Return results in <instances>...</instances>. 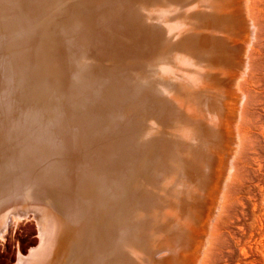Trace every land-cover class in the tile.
<instances>
[{"label":"bare ground","instance_id":"obj_1","mask_svg":"<svg viewBox=\"0 0 264 264\" xmlns=\"http://www.w3.org/2000/svg\"><path fill=\"white\" fill-rule=\"evenodd\" d=\"M157 1L162 6L159 13H162L164 21L168 23L167 26L159 27L157 18L148 24H145L144 20L141 22V10L150 9L148 3L150 0H144L143 3L141 0H0V37L5 35L6 38L0 41V254L6 253L8 257H12L14 259L12 264H171L173 262L171 258H167L166 262L154 258L155 254H160L156 252L159 250L161 252L163 247L169 249V246L176 250L178 246L183 247L186 242L194 241L191 239L193 231L191 235L189 227L195 224L196 219L191 212L209 203L204 201V191L216 163L212 157L215 156L213 150H216V147L213 149V145L216 144L217 126L220 124V117L224 116L223 110L230 108L228 106L224 108L225 104L229 105L227 104L229 101L227 103L222 101L226 97L223 93L226 81L224 83L221 81L224 75L227 76L224 70H227L229 58L223 65V57L216 56L218 53L216 47L222 38L225 40L221 46L228 51L243 46V40L225 35L234 28L222 33V30H226L223 26L229 24L231 18L241 17V14L237 17L238 13L227 10L229 7L232 9L237 0L199 2L195 0L198 4L194 7L189 2L184 4L176 0ZM243 1L245 5L243 3L242 6L245 9L247 2ZM237 2L242 3L239 0ZM85 7L88 8L86 15L80 12V9ZM47 10L51 11V14H48ZM191 10L199 12L200 20H209V17H212L213 22L214 19L220 20L219 25L210 26L211 38L203 41L198 34L191 46L183 42L184 48L188 49L179 46L177 42L170 48L173 39L161 45L164 40L160 42L159 37L168 38L179 31L180 21L174 16L178 15V12ZM167 16L172 19L167 21ZM173 19L175 23H171ZM235 19L234 23L238 22L239 19ZM244 19L247 20L245 17ZM187 25L189 26L188 21L182 25V29ZM205 25L206 23L202 28H205ZM241 30L239 29L240 33ZM191 31L198 33L197 29ZM175 40L181 45L180 39ZM215 41L218 42L216 46ZM205 42L209 49L207 45L206 48L202 45ZM46 43L51 46L53 52L47 51ZM142 43L145 49L141 48ZM196 45L197 53L193 56L196 62L193 69L201 71L192 75L185 73L181 82H175L173 90L167 85L161 90L162 100L171 95V100L178 104L179 114L174 121L175 124L177 121L180 123L176 126L177 130L173 131L176 140L173 144L175 150L166 151L169 157H171L169 151L173 152L175 166L168 165L162 155L158 159L163 164L157 162L158 168L151 166L150 169L147 168L142 154H132L134 150L145 146L148 140L152 144L158 143L163 148L164 143L170 141L167 133L159 134L155 142L149 138L143 140L139 138L131 142L133 138H125L124 123L117 115H110L106 108L99 114L86 111L79 101L73 99L64 80L71 74L70 67L76 69L74 73L78 72V65L86 58L120 59V65L118 64L117 70L113 72L106 71L107 65L97 67V79L101 81L104 96L109 99L106 90L116 86L117 71L123 75L128 73L134 78L140 74H154L161 59L172 56L174 51L178 60H181L184 53L191 52V48ZM213 47L216 49L214 54L210 51ZM244 48L243 50H246ZM233 66L229 65L231 68ZM232 73L231 70L230 75ZM234 79L231 80L236 85L237 80L235 77ZM188 82L199 106L195 104L193 107V103L181 105L179 102L176 92L186 87ZM142 86L150 89L149 85ZM144 88L141 89L146 96ZM237 91L238 89L235 92ZM231 96L233 99L235 94ZM143 98L146 100V97ZM175 103H171L158 117L171 119L173 109L176 108ZM237 108L239 110L241 106L232 110L235 111ZM179 111L185 112V115L193 120L188 117L186 118L188 121L183 122ZM233 116L239 117L237 113ZM225 118L220 121L221 125ZM234 118L230 119L229 115L228 120L233 123ZM87 121L92 122L90 124ZM78 123L83 125L80 129ZM186 124H190L193 130H189ZM224 127L221 126L219 129ZM126 129L131 130L129 132L132 134H137L135 131H140L141 128L130 126ZM196 129H201L202 135L197 134ZM220 130L222 132V129ZM225 135L227 137V132ZM180 136H185L186 139L179 140ZM221 136L223 139V135ZM121 140H130L131 147L125 150L131 152L132 155L128 154V160L137 170L153 175L161 169L159 172L164 175L163 181H159L162 190L155 189V192L160 198L156 199L160 205L168 204L169 215L164 222L160 221L156 226L150 222L144 225L147 212H144L141 224L130 225L128 222L130 209H127L123 192L127 185L129 186L130 180L126 182V169L119 167L118 171L111 161ZM225 142L227 145L228 142ZM235 146L237 147V144ZM227 161L225 163L228 164ZM222 162L224 163V160ZM225 163L223 165H226ZM224 168L226 169L225 166ZM163 195L167 199H161ZM162 200L166 202L163 203ZM225 200L226 198L224 204ZM213 205L216 204L213 202ZM132 213L137 214V211L134 210ZM204 225H207V222ZM207 228L205 226L206 230ZM223 230L217 222L212 228L220 237ZM212 231L210 232L214 236L212 240H218ZM201 233L199 234L204 235V232ZM233 234L235 235L234 231ZM206 239L210 240L207 236ZM218 241L220 244V240ZM216 244L215 248L210 246L208 249L215 250ZM185 250L188 253L187 246ZM207 252L205 251V254ZM241 252L245 253V250L241 248ZM202 255L204 256V253ZM171 256L173 259L176 257L173 253Z\"/></svg>","mask_w":264,"mask_h":264},{"label":"rangeland","instance_id":"obj_2","mask_svg":"<svg viewBox=\"0 0 264 264\" xmlns=\"http://www.w3.org/2000/svg\"><path fill=\"white\" fill-rule=\"evenodd\" d=\"M143 1L144 0H141V3H143ZM176 1L179 3H184V4H187L189 2L194 7L198 4L200 0H198V2H196L195 0H176ZM237 1H236V5L233 6L232 9L231 7H229L230 9L228 8L227 10L228 11L233 10L236 12V14L238 13L237 17L241 14V17L243 18L241 17L236 18V19H239L238 22L237 21L235 22L236 25H234L235 23L233 21L235 18H231L232 20L231 19L229 20V24H225L223 26V29H226V30L224 31L222 30V33L223 34L227 33L231 28L232 29L234 28L233 30H230L225 35L226 36L230 35L229 37L232 39L235 37L234 39L243 40L242 41L243 46L241 48L238 46L239 49H237V47L235 48L236 50H239L240 52L236 51L235 49H234L235 51L233 49L228 51L227 48L221 46V43L225 40L223 38L219 45H218V42L215 41V46L216 44L218 45V47H216L218 50V53L216 54V56L223 57V65L225 64V61L227 58L231 59L233 57V59L231 60L232 61L234 60L233 61L234 63H232L234 66L232 68L229 67V65L232 66L231 64L232 61L229 62L230 60L229 59L227 60L229 62V63L227 62L228 66L226 65L227 70H224V73H227V76L225 77L224 75L223 78L224 79L227 78L228 80L227 79L224 80L221 78V81H223V83L226 81L225 85L228 83V85L226 86L224 85L223 87L224 88L223 91L225 90V92L223 93H224V96H226L224 99L225 100L227 98L228 99L226 101L223 99L222 101L223 103L224 102L227 103L229 101V103H227L229 105L225 104L224 108L227 106L231 108V109L229 108V110H232L233 108H236L237 106L238 107L241 106V108H239V110L237 108L238 111L237 110L229 111L228 108L226 109L223 108L224 110L222 113L224 116L220 117V121L224 119L225 117H226L225 118L226 121L223 120L222 125H221V122L219 121L220 124H218V126L219 127L225 126L226 128L225 127L220 128L222 129V132H220L221 130L217 126L218 130H217V137L215 141L216 144L215 146L213 145V149L216 147V150L212 149L214 151L213 154L215 153V156L212 158L215 160L216 163H214L215 166L213 167V172L209 176L210 179L208 180V183H206L207 187L204 191L205 194L207 193L211 194V195L207 194V197L204 194V197H205L204 201H206L207 203L209 202V203L204 205L205 208H203L204 206H202V208L200 206V208H197L196 211L191 212L193 218L196 219V222L194 225L191 224V227H189L190 228L189 233L191 234L193 231L192 233L193 236H191V239H193L195 242L194 241H192L193 243L186 242L185 246L177 247L179 250L178 249L174 250L172 246H169V249L168 247L167 248L163 247L164 249L161 248L163 251L161 250L160 252L159 250L158 252H156L160 254H155L154 258H157L164 262H166V260L171 258L173 262L174 261L177 263L179 262L178 264H188V263L196 264L197 261L199 262V264H204L205 262H206L205 264H264V0H248V1L246 0L247 2L246 7L248 8L245 7V9H244V6H242L244 1L239 0V1H242V3L237 2ZM148 3H149L150 9L143 8L141 10V13H140L141 19H142L141 22H143L144 20L145 24L146 23L148 24L152 22L153 19L157 18L159 27L167 26L168 23L164 21L162 17V13H159V9H162V6L160 5V3L157 0H150V2ZM248 10L252 12L249 13ZM47 11H48V14H51V11L49 10ZM80 12H83L84 15H86L88 13V8L86 7L84 9L82 8L80 9ZM244 13L247 14V16L249 13L248 17L250 19ZM53 16H55L54 13H53ZM174 17H176L177 20L180 21V25L178 27L179 31L168 38L166 37L158 38L160 42L164 40L161 45H165L170 41L169 39L171 40L173 39L170 42V48L176 42L179 44V46H182L183 48H184L183 42H185L186 45L191 46L192 42L197 39L198 34L199 36H201V40L203 41H206L208 38L210 39L211 38L210 37L211 32L209 31V29H211L210 26H215L216 24H218V22H220V20H216V19H214V22H213L212 17H209V20H200L199 12H197L196 10H191L188 12L181 11V12H178V15ZM244 17L247 18V20L244 19ZM147 18H148V21H147ZM171 19L172 17L170 16L166 17L167 21ZM187 21L189 22V26L187 25L186 27L182 29V25ZM244 21L246 22V24H244L245 23ZM171 23H175L174 19H173V22ZM205 23H206L205 28H202V26ZM240 23H243L245 26ZM220 26H221V23H220ZM191 29L192 30L197 29L198 33H193ZM239 29H242L241 33ZM243 35L246 37H244ZM236 36H238V38H236ZM4 39H6L5 35H2L0 37V41ZM175 39H180L181 45H180V42L176 41ZM144 40L146 41V43H148L146 39ZM247 40L248 41L250 40V42L248 43ZM202 45L205 48L207 45V49H209L207 42L203 43ZM244 46H246V48H244ZM141 48L145 49V47L143 46V43H142ZM243 48L246 50H243ZM184 49H188V48H184ZM191 49H192L191 52L184 53V56L181 60H178L176 53L170 50V52H172V56L161 59L154 74H148V75L140 74L138 75L137 78H134L128 73L123 75L117 71V77H116V82H115L116 86L114 88L106 90V95L110 100L107 99L106 96H104V93L102 91L101 81L99 82V80L97 79V75H98L97 67L98 65H107L106 71L113 72L117 70V65L118 64L120 65L121 63L120 59L118 60V59H114L110 57L109 58L103 57L98 60L95 57L86 58L82 61L80 65H78V69H79L78 72L74 73V70L76 69L74 68L72 69L70 67L69 72L71 74H69L67 78L65 77L64 80L68 84L67 86L69 87V90L72 93L73 99L79 101L80 104L82 105V108H84L86 111L88 112L91 111V114H99L100 111L102 112L106 108L107 113H110V115L111 114L117 115V118L124 123L123 125L126 131L123 134L125 138L127 139L133 138L131 142H135L139 138H141V140L149 138V139H153V142H155V139L158 138L159 134L164 135V132L167 133V136L170 139V141H167L168 143L165 142L163 145V148H161V146H159L158 143L152 144L150 140L147 139L149 142L145 146L141 147L140 149L134 150L132 154L134 155L138 153L142 154L145 157L147 168H150V169H151V166L154 168H158L157 162L158 164H163L158 159V158H161L162 155L164 156L165 161L168 165L175 166L176 160L174 161V156H172L173 152L169 151V155H171V157H169L167 156L166 151L169 149L175 150L173 144L176 140H175V136L173 135V131L177 130L176 126H178L180 123L177 121V123L175 124V121H174L179 114L177 112L178 104H176L174 100H171L172 98L171 95H169V97L166 98L167 100L166 99H164L165 101L162 100L163 98L161 97V90L163 89L164 85H167L171 90H173V88L176 86L175 82H181L182 79L184 78L185 73L187 75H189V73L190 75H192L195 72L201 71V70L193 69V67H195L194 63L196 62V59L193 60V56L197 53V45L192 47ZM47 51L53 52L49 44H47ZM210 51L214 54L216 52L215 47H213L212 50ZM226 51L229 53V55ZM238 53L241 54L240 60H239L240 56H238L239 55ZM234 54L237 56H235ZM242 56H243V59H242ZM242 60L243 61L246 60L245 63ZM240 61H242L243 63L242 62L240 63ZM246 62H247V65H246ZM231 70L233 72L231 74L232 76L230 75ZM236 72L238 73V75H240L241 72L244 75L241 74L242 76L240 75L239 76L240 78H239ZM234 77L237 80L236 85L234 84L235 82ZM231 79H234L233 80L234 82ZM140 82H141V85H140ZM232 82L233 84H231ZM190 84H192L191 81H190ZM190 84L188 82L186 84V87L181 86L182 88H180L176 93L178 95V99L181 105L182 104L188 105V103L192 105L193 103V107H194L197 100L192 95L193 91H192V88L189 87ZM142 85H149L150 89L144 88ZM230 86L233 89L230 88ZM141 88H144L146 90L147 92L146 96L143 93V90ZM236 89H238L237 93L235 92ZM233 93L235 94L234 97L235 98L237 97L236 99L234 97L232 99L231 95H234ZM236 95H239V96H236ZM143 97H146V100ZM238 97L241 99V100L239 99L240 101L238 100ZM164 102H166L165 105H164ZM231 102L233 105H231ZM171 103L176 104L175 106L176 108L173 109L171 119L167 120V119H163L160 116L158 117V115H160L164 110H166L167 107L171 105ZM196 105L199 106V103H197ZM227 110H228V113H227ZM234 113L235 115L237 113L239 117L236 116L235 117L236 119H235L233 116ZM180 115L182 116L183 122L188 121L186 119L188 117L193 120V118H191L190 116L185 115V112H180ZM229 115H230V119L234 118L233 123L230 122L231 120L230 121L228 120ZM157 117L158 119H156ZM184 118L186 120H184ZM234 120L236 121L234 122ZM87 122L91 124L92 121H87ZM202 123H203V120H201V124ZM229 123L230 124L232 123V125H230ZM77 126L80 129L83 125L78 123ZM130 126H139L141 129L140 131H135L137 134H132L129 132L131 130L127 131L126 129ZM186 126L189 128V130L191 131L193 130L191 129L190 124H186ZM232 128L234 129L233 131H235L234 132V136L236 135L235 137L233 136ZM229 130H231L230 131L231 134L230 132L228 133ZM224 131L227 132L228 134L227 137L233 141L227 140L228 138L225 135L226 132L224 134ZM202 132L203 131L201 129H196L197 134L202 135ZM219 133L223 135V139H222V136L219 135ZM184 139H186L185 136L179 137V140H184ZM234 140H236V143ZM225 141L228 142L227 145ZM223 143H225L224 145L226 146H224ZM236 144H237V147L235 146ZM216 145L220 146L222 150H220V148ZM130 147H131L130 140L122 141L121 144L118 145L111 159L112 164L115 165L114 167H116L118 171H119V167L126 169V177H127L126 182L130 180L129 186L127 185V187L124 189V192H123V197L127 203V209H130L129 215H128V222L130 223V225L141 224L143 216H144L143 214L144 212H147L148 214L146 215L144 219V225L150 222V224H153L154 226H156L159 224L160 221L161 223L164 222L165 219L169 215L168 204L160 205V202L158 201L160 200V198L157 197L158 194L155 192V189L157 190L159 189L158 191L162 190L161 184L159 183V181H163L162 177L164 175L161 172H159L161 169H158L153 175H150L149 172L137 170L134 164L128 160V156H129L128 154H131V152L126 151L125 149L130 148ZM233 147L236 149H234ZM230 150L233 152H231ZM217 151L218 152L220 151L219 152L220 154ZM222 151H224V153ZM230 155H233V156L230 157ZM219 159H222V160L220 161ZM223 160H224V163L227 160H229L227 161L229 163L228 164L225 163L226 165H223L224 164L222 162ZM219 162H221V164ZM231 162H233V164H231ZM218 164H220L222 167L220 165L218 166ZM227 165L231 167H228ZM224 166L226 167V169L224 168ZM227 168H230V169H227ZM208 197H210L211 199ZM225 198L226 200L224 204ZM161 199H167V198H165V196L163 195ZM215 200H217L218 203H216L217 201L215 202ZM228 200L230 201V203L231 202L232 203L231 204L228 203L229 202ZM169 201L171 202L172 199H170ZM162 202L165 203L166 200L164 201L162 200ZM213 202L216 205H213ZM222 203L226 205V207L223 206ZM145 205H146V210H144ZM228 205L231 207H229ZM134 210L137 211V214L132 213ZM202 212H204L205 214ZM212 213L213 215L211 216ZM202 214L204 216H200ZM199 216L201 217V219ZM208 220L211 222H209ZM201 221L203 223H201ZM206 222H207V225H204L206 224ZM216 222L217 224L219 223L222 229L225 230V231L223 230L221 237L216 231L215 232L212 231V228L214 227V224ZM205 226L206 228L208 227L207 228L208 231L205 229ZM191 228L195 230H192ZM198 229L201 232L203 231L204 235L206 234V236L209 237L210 240L214 238L213 233H210V232L211 231L214 232L215 238L217 237L218 240H220V244L218 240L214 239L215 241L212 240V243L210 245L211 241L206 239V236L202 234L203 232L201 233ZM205 231H207L208 233L207 232L205 233ZM233 231L235 232V235L233 234ZM197 233L198 234L201 233L203 237L199 239V237L202 235L200 234L198 235ZM196 234L198 237H196ZM194 235H195V238H194ZM202 241H203V245H202ZM213 242L214 244L218 243L219 245L216 244L215 250L213 249L209 250L208 247L215 248V245L213 244ZM186 246H187L188 253L185 252ZM188 246L190 247L188 248ZM241 248L245 250V253L241 252ZM194 249L195 251H193ZM197 251L200 253L201 256L199 255ZM205 251H208L206 254H210L211 256H214V257H210V255H206ZM163 252L166 254L164 255ZM170 252L176 256L174 259H176L177 261L172 258ZM203 253H204V256H206L207 258L202 255ZM197 255L199 257L198 260H197L198 258ZM193 259L194 260L196 259V260L194 261ZM12 260L14 262V259H12V257H8L6 253L0 254V264H12L13 263ZM173 262L171 264H175V262L174 263Z\"/></svg>","mask_w":264,"mask_h":264}]
</instances>
